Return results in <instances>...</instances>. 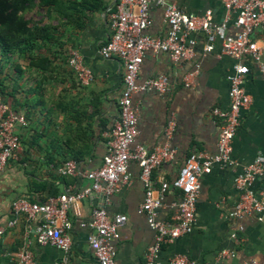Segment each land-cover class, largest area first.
I'll return each mask as SVG.
<instances>
[{
	"label": "crops",
	"instance_id": "obj_1",
	"mask_svg": "<svg viewBox=\"0 0 264 264\" xmlns=\"http://www.w3.org/2000/svg\"><path fill=\"white\" fill-rule=\"evenodd\" d=\"M87 1V5H93V11L86 12L84 24L74 28L71 37L73 48L78 50L83 64L91 70L92 80L80 87L73 77L68 76L62 84L55 83L53 88L49 86L46 96H54L60 87H64L67 103L71 99L79 100L90 118L78 115L75 107L67 114L57 109L48 116L44 110L49 108L47 103L42 106V111L37 108L28 123L15 126L20 147L0 172V227H3L0 264H14L27 238L32 240L29 249L36 264H96L89 242L96 229L80 225L90 219L94 207L104 208L108 217L115 214L127 217L112 240L116 264H145L146 253L155 243V231L149 227L145 213L138 211L144 199V188L140 168L133 160L127 164L128 184L119 185L111 193L93 192L71 203L67 211L70 220L67 234L71 238L68 251L49 244H37L33 240L36 219L29 220L20 215L12 226L7 225L13 218L12 201L23 198L44 202L67 189L77 191L89 186L91 180L85 173L99 167L103 161L108 131L119 114L124 65L118 57L104 58L99 52L110 36L111 15L117 0ZM166 1L175 3L187 13L201 16L209 12L215 24L225 16L222 0ZM149 15L151 24L146 32L152 36H165L167 25L163 7L151 5ZM233 16L227 24L229 34L236 32ZM251 38L263 47L264 57V27L254 29ZM187 45L191 54L180 61H172L164 51L146 52L137 83L163 76L169 90L164 95L150 90L138 91L131 98L138 113V133L133 144L152 149L167 143L174 149L172 159L152 170L155 196L159 195L162 182L171 183L176 177L189 153H216L220 124L212 110L228 106L226 75L235 60L221 52V37L195 30L188 34ZM206 45L211 46L209 51L205 50ZM249 67L242 85L250 96V103L240 111L239 125L232 140L233 163L213 164L210 172L199 177L200 189L191 228L173 241L161 244L154 255L159 263L166 264L176 254L186 255L195 264L264 262V209L244 215L235 214L239 191L235 188L234 177L257 156H264V81L254 64L249 63ZM186 76L188 86L185 85ZM24 83L22 81L21 84ZM26 107L18 105L17 113L23 114ZM71 114L82 118L83 126L90 122V129L87 127L84 133L80 129L77 134L72 133L75 122ZM170 122L174 126L167 138L165 130ZM74 156H79L78 160H74ZM67 160L75 161V171L60 174L56 167ZM250 188L256 196L264 190V167L254 176ZM180 198L179 190L167 189L161 206L156 209L157 219L171 222ZM222 251L230 254L221 255Z\"/></svg>",
	"mask_w": 264,
	"mask_h": 264
},
{
	"label": "built area",
	"instance_id": "obj_2",
	"mask_svg": "<svg viewBox=\"0 0 264 264\" xmlns=\"http://www.w3.org/2000/svg\"><path fill=\"white\" fill-rule=\"evenodd\" d=\"M225 16L220 23H213L209 12L203 15L187 13L173 2L166 0H117L116 9L111 15V33L99 52L104 58L116 56L122 60L123 90L118 101L119 114L108 131L106 152L101 165L85 173L91 180L89 186L77 191H66L44 202H31L23 198L12 201L13 218L7 222L12 226L20 215L27 219H36L33 230V240L37 244L53 245L64 251L71 247V238L67 234L70 220L67 211L72 202L88 197L93 192L103 191L111 193L119 185L129 183L127 164L135 161L140 168V180L144 188V199L138 211L146 215L149 227L155 231V243L146 253L145 264H162L155 260V252L163 243L171 242L176 237L187 233L194 218L195 205L200 189L199 177L208 173L213 164L230 165L232 158V140L239 125V115L243 108L250 103V96L243 88V80L249 73V63L255 65L260 77L264 81L263 47L251 38L257 27H264V0H222ZM151 5L163 7V16L167 25L163 37L152 36L146 32L151 24L149 10ZM233 16L235 34L227 32V24ZM195 30L204 33H214L221 37V52L231 56L235 61L226 75L228 81L229 100L224 109L215 107L212 114L219 120V132L216 142V153L209 155L202 151H193L187 155L178 174L171 183L162 182L159 195H154V184L151 177L152 170L162 162L172 159L174 149L165 143L152 149H146L141 144H133L138 133L137 109L132 103V94L138 91H155L164 95L169 90L167 80L163 76L148 78L137 83V75L146 52H167L172 61L186 59L191 54L187 45V36ZM210 45L205 46L209 51ZM68 65L82 85L92 80L91 70L86 67L77 49L69 52ZM188 86V77H185ZM17 124L25 125L23 114L13 111L0 99V172L8 160L15 156L20 147L18 135L15 131ZM173 122L165 130L167 138L171 136ZM75 161L67 160L57 170L60 174L74 173ZM264 156H257L234 177L235 188L239 191L236 215L261 212L264 209V190L256 196L250 188L254 176L262 171ZM177 189L181 198L171 222L158 220L156 209L161 206L164 192ZM127 217L115 214L108 217L102 207H94L90 219L80 223L96 229V234L90 236L89 242L93 250L96 264H116V251L112 240L117 235V229ZM3 227H0V235ZM32 240L23 241L20 252L14 264H36L29 249ZM222 251L221 255H229ZM166 264H195L184 254H176ZM250 264H264L252 261Z\"/></svg>",
	"mask_w": 264,
	"mask_h": 264
},
{
	"label": "trees",
	"instance_id": "obj_3",
	"mask_svg": "<svg viewBox=\"0 0 264 264\" xmlns=\"http://www.w3.org/2000/svg\"><path fill=\"white\" fill-rule=\"evenodd\" d=\"M87 3V0H0V99L16 113L18 105H26L23 114L27 123L37 108L42 111L47 103L49 108L44 110L48 116L57 109L67 114L75 107L78 115L90 118L79 100L67 103L64 87L54 96L47 95L48 99L46 96L49 86L62 84L68 76L80 87L84 86L69 67L68 59L74 49L71 32L84 24L87 11H93V5ZM70 117L75 122L72 133L90 129V122L83 126L82 118L72 114Z\"/></svg>",
	"mask_w": 264,
	"mask_h": 264
}]
</instances>
